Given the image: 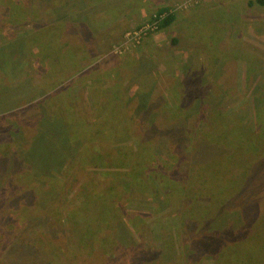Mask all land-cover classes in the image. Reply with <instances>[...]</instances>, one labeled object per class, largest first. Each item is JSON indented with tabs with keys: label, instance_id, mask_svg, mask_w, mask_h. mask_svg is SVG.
Masks as SVG:
<instances>
[{
	"label": "rangeland",
	"instance_id": "1",
	"mask_svg": "<svg viewBox=\"0 0 264 264\" xmlns=\"http://www.w3.org/2000/svg\"><path fill=\"white\" fill-rule=\"evenodd\" d=\"M85 1L78 14L83 0H0V130L10 137L15 135L10 121L25 126V134L30 124L43 123L27 155L32 159L49 151L57 157L49 134L79 147L69 149L79 157L64 150L55 176L43 174L42 166L30 169L31 178L9 173L12 185L0 195V264H109L112 257L111 264H215L218 248L232 242L240 249L241 264H264V5L165 0L175 22L151 35L175 37L183 53L181 79L170 76L167 85L163 49L143 47L151 35L121 54L112 49L131 28L112 44L109 40L122 24L104 31L97 46L89 44L94 41L90 29L84 47L78 39L67 40L81 21L91 20L97 5L104 13L113 11L107 0L105 5ZM144 1L159 2L136 0ZM65 5L76 16L65 17ZM136 5L135 12L146 10ZM150 17L139 16L137 24ZM127 54L142 58L125 69L117 59ZM79 57H86L84 64ZM152 103L163 104L168 113L153 115L147 109ZM167 121L185 124L191 139L174 155L157 150L165 149L160 129ZM5 133H0V150ZM202 146L212 161L202 162ZM157 156L165 160L157 162L160 171L148 160ZM19 176L26 183L20 190ZM222 188L236 191L217 195ZM93 192L101 193L98 205L114 200L117 207L107 203L110 209L102 215L87 207L86 215L75 218L74 210ZM205 210L212 219L204 217ZM71 217L74 225L67 222ZM185 218V238L174 235L177 253L156 261L152 251H166L169 242L164 227L177 231ZM201 218L204 225L197 222ZM132 239L150 255L138 257Z\"/></svg>",
	"mask_w": 264,
	"mask_h": 264
},
{
	"label": "trees",
	"instance_id": "2",
	"mask_svg": "<svg viewBox=\"0 0 264 264\" xmlns=\"http://www.w3.org/2000/svg\"><path fill=\"white\" fill-rule=\"evenodd\" d=\"M252 3H257V4H262L264 5V0H251L250 4ZM66 7V5H65ZM164 13H167L166 15H162ZM156 16L154 17L151 16L150 19H158V17L160 19H163L160 23L159 29L158 31H164L166 30V28H168L169 26L172 25V23L174 22V20L176 19V15L175 13L173 14V12L171 11V8L169 7H162L160 8L157 13L155 14ZM163 16V17H161ZM21 37H19L20 39ZM17 39V40H19ZM32 41H34L35 39H31ZM16 41V40H15ZM14 42V41H12ZM11 43V42H10ZM28 47V46H26ZM162 98V97H161ZM163 99V98H162ZM149 110L150 113H152L153 115L158 113V114H162L165 112V110L168 113L167 109H164L163 104L161 103H152L149 105V107L147 108ZM149 116L148 114L146 115V117ZM31 119L28 118V123ZM39 123V122H38ZM30 124L29 126H31L26 132V134L24 133V129L25 126L23 128H21V124H17L16 121H10V124L12 125L11 129L15 130V135L14 136H10V137H6V129L5 130H0V133L3 134L5 133L3 136L4 141H5V147L4 149L0 150V190H2V192L0 193V195L3 193V189H8L11 187L12 185V181L14 180L12 177L9 176V173L11 171H14V173H19L22 177L26 178H31L33 177V175L30 177L29 173H32L30 171V169L33 171L37 166H42V167H46L43 171V174H47L49 176H55V174H57L58 172V167L60 166V163L58 162V160L62 157L63 152L65 149H68V154L69 156L72 157H79V154H75V155H70L69 153V149H73V150H78L79 147L78 146H73L70 143V140L68 138V142H66L65 137H63L62 139H58V138H54L53 136H51L49 134V142L51 143L52 146L55 147L56 151H57V157L54 156V153L49 151V154L46 156H42L41 159H37L36 156L32 159L31 157H28L27 155H30V150L35 147V144L37 141H35V139H38V135L40 133H42V130L39 128L43 127V123L39 124ZM139 121H136V125H135V131L137 129V127H139ZM185 124H181V123H173L171 121H167L163 127L160 129L161 133L163 134V138L165 139L164 143L162 146L165 147L164 150H159V148L157 149L158 146H160V141H157V143L155 142L153 144V149H157L159 152H165L166 150L168 151L167 153H171L172 155H174V152L176 150V147L179 146L180 144H182L183 142H187L188 140L190 141L191 139L189 138V131H188V127ZM28 126V127H29ZM37 126V127H36ZM53 132V131H52ZM139 133H141L140 131H138ZM22 133V135H21ZM14 134V132H13ZM11 138V140H10ZM7 139V140H6ZM145 139V138H144ZM31 141V143H30ZM202 142V144L204 145L202 139L200 140ZM209 142V140H207ZM207 142H205L206 144ZM193 147V145H192ZM206 149L203 148L202 146V150L200 151L201 153H203L202 155V162H205V160L208 158L209 160H211V158L213 157L211 154H206L205 152ZM191 152H193L191 150ZM226 151L222 152V154H224ZM162 153L160 154V156L162 155ZM8 154H12V155H8ZM141 154V153H139ZM81 155V153H80ZM159 156V157H160ZM167 155H163L161 157H166ZM188 156V155H187ZM157 156V158H148L149 163H153L154 166L151 168L152 170H162V169H158L157 166V162L159 161V158ZM167 160V159H166ZM75 161V160H74ZM212 161V160H211ZM165 162V160H161L160 159V163ZM139 163H135L136 168L138 166ZM143 168H146L145 166ZM29 169V170H28ZM165 170V169H164ZM170 170H165L166 172H169ZM52 173V174H51ZM136 173V171H135ZM134 173V174H135ZM173 173V172H172ZM109 175V174H108ZM113 175V174H112ZM175 176V174H172ZM136 176V175H134ZM42 177V176H41ZM45 177V176H44ZM42 177V178H44ZM20 176L18 177V181L16 183V186L19 187V190L21 189V187H23L24 185H26V183H23L19 180ZM171 179L173 177H170ZM158 179V177H157ZM9 180H11L8 184H6ZM160 180V179H159ZM174 181V178L172 179ZM51 183V181L49 180V184ZM17 190V192L19 191ZM188 193V190H185ZM236 191V189L234 188H222L219 192L217 191V195L219 193H234ZM95 192V191H94ZM89 193V195L85 196V200L82 203V206L79 209H75L74 210V216L75 218H80L83 214H85V211L87 210V207L89 208V210L91 212H96L92 209V206L97 208V213L98 214H103L105 211L109 210L108 209V205L107 203H111L113 204L115 207H117V204L114 203L113 201H107L105 203H101L100 205H98L96 203V197H99V195L101 193H98L97 195H95V193ZM6 197H2V199H5ZM223 199V198H222ZM125 200L128 201L127 195L125 196ZM210 205H214L213 202L210 203ZM126 206V205H124ZM205 208V207H204ZM116 212V209H115ZM114 212L113 215V219H115L117 213ZM207 211H203L204 217H206V215L208 214L209 220L212 219V214L207 213ZM71 215V212L68 214ZM203 216V215H202ZM191 217V216H190ZM190 217H188L190 219ZM73 217L70 218V220L68 219L67 222L71 224H73L72 221ZM186 220L187 218L183 219L181 222V227L180 229H178L176 231V229H170V227H164V233H166V235L164 234V236H166L169 239V242L167 241L166 243V251H152V257H155V260L160 262V258L164 257L167 255V252L170 253V255L175 254L174 252L177 253L178 251V244L175 243L174 240V235H176L179 239L185 238L183 235L186 234L188 232V227L186 224ZM203 219H197L198 224H202L204 225L205 223H203L202 221ZM37 219H33L32 222H36ZM114 221V220H113ZM115 222V221H114ZM74 225V224H73ZM42 228V227H41ZM44 228V227H43ZM214 230L215 228L211 227L210 230ZM168 230H170L168 232ZM172 232V233H171ZM111 234V233H110ZM218 234H221V232H219ZM214 236V235H213ZM174 240V241H173ZM210 243L213 242V239H209ZM239 241V240H238ZM236 242V241H235ZM233 243V242H232ZM228 244L226 245H222L218 248L217 252H216V260H215V264H241L243 262V257L241 256V252L238 246H233L231 247V245H234V243L232 244ZM132 244L136 246L137 252L138 253V257L141 256L142 259L146 258L147 252L151 253V251H142L140 250V248L137 247H141L139 244H135V241L132 239ZM176 244V245H175ZM172 247V249L170 250V248L168 247ZM203 246H208L207 243V239L206 242L203 244ZM229 246V247H228ZM237 247V249H235ZM206 248H204L205 250ZM135 250L134 248L129 250V251H133ZM174 250V251H173ZM103 251V250H102ZM126 251L124 249H122V252H129ZM168 256V255H167ZM219 257L222 259V262L219 261ZM113 259V257H112ZM112 259L109 260V264L112 263ZM78 260H83L81 258H79ZM145 262V261H143ZM78 264H86V261H82V262H78ZM90 264H95V263H90ZM107 264V263H106ZM149 264H158V263H149Z\"/></svg>",
	"mask_w": 264,
	"mask_h": 264
},
{
	"label": "crops",
	"instance_id": "3",
	"mask_svg": "<svg viewBox=\"0 0 264 264\" xmlns=\"http://www.w3.org/2000/svg\"><path fill=\"white\" fill-rule=\"evenodd\" d=\"M105 0H98L99 5H105L103 2ZM108 1V5H110L112 7V12L107 11L106 13H104L103 8H100V6H96L93 9V12L89 13V16L91 18V20L88 18L87 20H83L81 21V23L78 24L77 29H75L74 31H72L71 33H69L67 35V40H79V44L82 45L83 47L86 45V40H87V36H86V30H94L95 32L92 33L89 30V36L91 39H93L94 41L89 42V44L95 45L97 46V44H99L98 39H101L102 37V33L104 31L107 32V30L109 28H114L115 26H118L119 24H122L120 28H116V32H114V36L111 38L110 44H112V42L116 39H120L124 34V31H126L129 28H133L138 22V17L139 16H145V17H150L153 14L151 13V11H157V9L162 8V7H166L169 5V2H165V0H163L161 2V0H159L158 3H155L154 1L149 2H143V3H137L136 0H133L132 4L131 3H124L126 0H107ZM119 3V6H117ZM137 4V8L139 9V5L141 7L145 6L146 10L144 12H135L134 10H132V5ZM88 4V2H86L85 0H83L82 6L79 7L77 13L81 14L84 7ZM52 9V8H51ZM49 9V11L51 10ZM158 9V10H159ZM52 10H55L52 9ZM116 12L115 15L112 16H108L110 14H112L113 12ZM72 16H76L73 15V12L71 10H69V7L66 6L65 7V17L70 18ZM186 16V15H184ZM187 17V16H186ZM175 22V20H174ZM15 24V22L13 23ZM175 25V24H174ZM50 28V27H49ZM14 29H18V27H15ZM115 29V28H114ZM96 31L98 33H96ZM181 31V30H180ZM164 32V31H162ZM123 34V35H122ZM23 35V34H22ZM21 35V36H22ZM122 35V36H121ZM189 39H194L193 35L190 33L189 35ZM194 41V40H193ZM177 39L175 37L171 38V36L169 37H157L155 35H151L149 37H147L144 41L143 47L146 51H150V50H158V52L160 53L161 50V54L164 55V60L161 63V68L162 71L165 72L166 70L168 71V76H167V85L170 84L169 80H170V76H176L177 79H181V75H182V71L179 70L178 72V63L181 61L182 58V54L181 53V47L182 44H180V49H179V43H177ZM109 44V45H110ZM144 54V52H143ZM97 55L96 53L94 54V56ZM131 54H127L125 55V57L123 59H117L118 62L122 65L125 66V69H128V67L132 66L131 61L133 59H141L142 56L141 55H131ZM84 56V53H83ZM83 58V64L86 61V57H79L78 59ZM141 63H144V60L141 61ZM120 66V65H119ZM171 66H172V70H171ZM86 66H84L85 68ZM120 68V67H119ZM117 70V67L115 68ZM85 72V71H84ZM83 72V76L85 75ZM150 75V74H149ZM81 76V77H83ZM79 77V78H81ZM178 82V81H177ZM177 82H175L174 84L176 85ZM74 84H80V82L78 83H74ZM153 86V85H151ZM158 86L161 88V90H163V88L166 86V83L163 79H161V81L158 83Z\"/></svg>",
	"mask_w": 264,
	"mask_h": 264
},
{
	"label": "built area",
	"instance_id": "4",
	"mask_svg": "<svg viewBox=\"0 0 264 264\" xmlns=\"http://www.w3.org/2000/svg\"><path fill=\"white\" fill-rule=\"evenodd\" d=\"M167 13H164L162 15H166ZM156 15H154L155 17ZM163 17V16H161ZM163 19H151L146 20L140 24H137L132 29L128 30L122 41L113 47L114 53H123L124 51H128L132 49L133 47L138 46L141 44L142 40L149 35V33L154 32L159 29L160 23Z\"/></svg>",
	"mask_w": 264,
	"mask_h": 264
},
{
	"label": "clouds",
	"instance_id": "5",
	"mask_svg": "<svg viewBox=\"0 0 264 264\" xmlns=\"http://www.w3.org/2000/svg\"><path fill=\"white\" fill-rule=\"evenodd\" d=\"M157 11H158V10H157ZM157 11H156V13H157ZM156 13H155V14H156ZM155 14H153V15H155ZM153 15H152V16H153ZM150 18H151V17H150ZM148 20H151V19H148ZM136 25H137V24H136ZM136 25H135V26H136ZM135 26H134V27H135ZM131 29H132V28H131ZM129 30H130V29H129ZM156 32H158V30L149 33V35H151V34H153V33H156ZM125 33H126V32H125ZM124 35H125V34H124ZM147 36H148V35H147ZM147 36H146V37H147ZM146 37H145V38H146ZM145 38H144V39H145ZM142 41H143V40H142ZM112 50H113V49H112ZM126 52H127V51H126Z\"/></svg>",
	"mask_w": 264,
	"mask_h": 264
}]
</instances>
